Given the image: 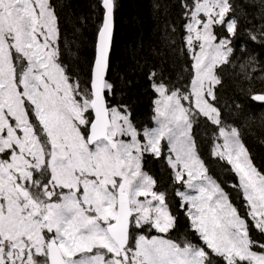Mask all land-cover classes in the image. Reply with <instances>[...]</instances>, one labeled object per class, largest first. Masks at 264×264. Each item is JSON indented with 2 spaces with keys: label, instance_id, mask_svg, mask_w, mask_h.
Returning a JSON list of instances; mask_svg holds the SVG:
<instances>
[{
  "label": "snow or ice",
  "instance_id": "6c2138e0",
  "mask_svg": "<svg viewBox=\"0 0 264 264\" xmlns=\"http://www.w3.org/2000/svg\"><path fill=\"white\" fill-rule=\"evenodd\" d=\"M100 7L95 55L82 83L61 60L49 0H0V264H264V173L238 131L220 127L224 144L214 154L237 177L232 187L244 202L241 214L207 174L192 134L196 113L221 125L215 69L233 51L237 22L225 20L233 6L196 0L186 13L190 90L169 92L162 74L157 81L156 70L149 73L162 97V119L143 133L146 143L126 110L107 105L114 0H101ZM215 24L227 35L218 38ZM250 98L264 103V92ZM165 139L175 181L196 193L176 195L199 245L136 235L146 227L160 233L174 227L165 194L142 171L146 153L163 156Z\"/></svg>",
  "mask_w": 264,
  "mask_h": 264
},
{
  "label": "trees",
  "instance_id": "16d2710c",
  "mask_svg": "<svg viewBox=\"0 0 264 264\" xmlns=\"http://www.w3.org/2000/svg\"><path fill=\"white\" fill-rule=\"evenodd\" d=\"M55 9L59 25L61 60L82 83L87 82L95 55L97 29L102 21L101 0H49ZM196 0H114L116 8L115 35L110 58L108 81L113 85L107 97L109 107L126 110L141 138L143 131L154 125L157 93L151 86L149 73L156 70L169 92L187 93L194 75L192 52L187 47L186 13ZM233 6L225 20L234 18L237 32L230 37L233 51L227 63L217 66L221 83L215 86V105L221 112L217 126L196 113L192 134L196 150L208 172L219 182L230 201L244 214V202L232 187L237 177L226 161L214 154L223 141L219 128H235L258 171L264 173V103L250 97L264 92V0H229ZM214 34L227 35L221 25ZM255 36L256 39H250ZM144 170L156 181L155 190L165 194L174 216V227L167 233L155 229L137 232L148 237L163 236L176 242L202 243L193 232L190 219L182 207L177 183L166 157L146 154ZM253 236L258 233L253 230ZM259 251V249H257ZM220 258L217 259V261Z\"/></svg>",
  "mask_w": 264,
  "mask_h": 264
},
{
  "label": "rangeland",
  "instance_id": "374dc122",
  "mask_svg": "<svg viewBox=\"0 0 264 264\" xmlns=\"http://www.w3.org/2000/svg\"><path fill=\"white\" fill-rule=\"evenodd\" d=\"M201 2H203V0H201ZM226 17H227V14H226V16H225V19H226ZM201 19H204V17H203V14H201ZM189 22H190V20H189ZM216 25H220V24H215V25H213V29H214V26H216ZM212 29V30H213ZM194 35V34H193ZM198 44H199V42H197V41H194V45H196V50L198 51ZM229 47H231L230 45H229ZM221 65V64H220ZM219 66V65H218ZM215 71H216V69H215ZM157 93V92H156ZM157 95H158V97H157V99H156V116H155V120H154V125L151 127V128H148V129H146V130H152V129H154V128H156V127H158V121L160 120V119H162V117H160V116H158V114H157V101L158 100H161L162 99V97L157 93ZM182 103L184 104V106L185 107H189V105H188V102H186V101H182ZM113 108H116V107H113ZM117 110H119L118 108H116ZM129 113V112H128ZM129 116H130V114H129ZM131 119V118H130ZM132 122V121H131ZM133 124V123H132ZM134 125V124H133ZM146 130H144L143 131V133L146 131ZM226 131V130H225ZM226 132H230V131H226ZM222 138H223V141H222V143L221 144H217L216 146H215V148H214V153L215 152H217V151H219V150H221L222 149V147H223V144H224V137L222 136ZM123 139H125V140H127L128 138L127 137H124ZM140 139L142 140V142L143 143H146V141L145 140H143V138H141V135H140ZM241 140V139H240ZM242 142V141H241ZM219 145V147H217ZM161 148H162V152H163V155H165V157H167V155H168V146H167V141H166V139L165 140H163L162 142H161ZM196 153H197V155H198V152H197V150H196ZM147 154V153H146ZM145 154V155H146ZM145 155H144V157H145ZM199 156V155H198ZM144 157H143V160H144ZM200 158V157H199ZM200 160L202 161V159L200 158ZM202 163H203V161H202ZM204 164V163H203ZM205 168H206V166H205ZM206 170H207V168H206ZM142 171L143 172H145L146 174H148L145 170H144V168H143V161H142ZM207 174L209 175V176H211L216 182H218L209 172H208V170H207ZM149 175V174H148ZM185 179H187L186 177H185ZM219 183V182H218ZM184 184V183H183ZM155 190V189H154ZM156 191V190H155ZM181 192H185V193H187V194H190V195H195L196 193L195 192H193L192 190H190V189H187V187H186V185L184 184V188L181 190ZM226 192V191H225ZM141 199H143V197H141ZM182 199V198H181ZM148 229H154V228H148ZM171 229V228H170ZM169 229V230H170ZM156 230V229H155ZM157 231V230H156ZM160 233V232H159ZM164 234V233H163ZM136 235L138 236V235H145V236H147L146 234H137L136 233ZM148 237V236H147ZM156 237H163V236H157L156 235ZM149 238H151V237H149ZM163 238H165V237H163ZM218 258H214V260H217Z\"/></svg>",
  "mask_w": 264,
  "mask_h": 264
},
{
  "label": "water",
  "instance_id": "95a60500",
  "mask_svg": "<svg viewBox=\"0 0 264 264\" xmlns=\"http://www.w3.org/2000/svg\"><path fill=\"white\" fill-rule=\"evenodd\" d=\"M116 17H115V7H114V13H113V32H112V43H111V49H110V56H109V67H110V58H111V53H112V48H113V41H114V35H115V22ZM109 73V71H108ZM108 73L106 75V79L108 80ZM107 105L109 106L108 99H107Z\"/></svg>",
  "mask_w": 264,
  "mask_h": 264
},
{
  "label": "bare ground",
  "instance_id": "6f19581e",
  "mask_svg": "<svg viewBox=\"0 0 264 264\" xmlns=\"http://www.w3.org/2000/svg\"><path fill=\"white\" fill-rule=\"evenodd\" d=\"M115 11H116V8H115Z\"/></svg>",
  "mask_w": 264,
  "mask_h": 264
}]
</instances>
